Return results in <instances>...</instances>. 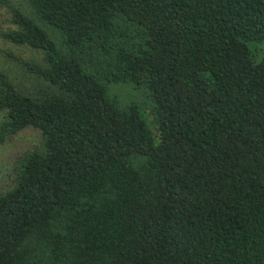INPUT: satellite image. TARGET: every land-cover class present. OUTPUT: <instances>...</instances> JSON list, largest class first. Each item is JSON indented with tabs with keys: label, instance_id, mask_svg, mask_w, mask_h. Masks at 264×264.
I'll return each instance as SVG.
<instances>
[{
	"label": "trees",
	"instance_id": "trees-1",
	"mask_svg": "<svg viewBox=\"0 0 264 264\" xmlns=\"http://www.w3.org/2000/svg\"><path fill=\"white\" fill-rule=\"evenodd\" d=\"M3 2L0 264H264V0Z\"/></svg>",
	"mask_w": 264,
	"mask_h": 264
},
{
	"label": "rangeland",
	"instance_id": "rangeland-1",
	"mask_svg": "<svg viewBox=\"0 0 264 264\" xmlns=\"http://www.w3.org/2000/svg\"><path fill=\"white\" fill-rule=\"evenodd\" d=\"M10 17L11 9L9 5L5 2L0 3L1 33L12 26L8 22ZM250 48L254 54L255 60H260L264 56V45L251 43ZM32 54L31 50L20 48L0 36V66L2 68L8 70L9 68L12 69L14 74L29 71L27 67L24 68V63L31 61ZM41 140V133L38 130L30 128L20 132L3 145H0V194L9 190L12 186L13 169L18 157L27 150L40 144Z\"/></svg>",
	"mask_w": 264,
	"mask_h": 264
}]
</instances>
